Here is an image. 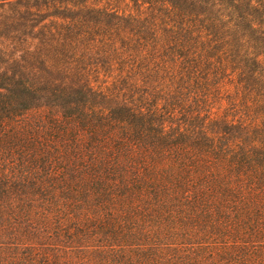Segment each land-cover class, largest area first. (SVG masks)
I'll list each match as a JSON object with an SVG mask.
<instances>
[{"label":"trees","instance_id":"1","mask_svg":"<svg viewBox=\"0 0 264 264\" xmlns=\"http://www.w3.org/2000/svg\"><path fill=\"white\" fill-rule=\"evenodd\" d=\"M45 5L0 60V264H264V0Z\"/></svg>","mask_w":264,"mask_h":264},{"label":"rangeland","instance_id":"2","mask_svg":"<svg viewBox=\"0 0 264 264\" xmlns=\"http://www.w3.org/2000/svg\"><path fill=\"white\" fill-rule=\"evenodd\" d=\"M45 0H26L20 4L15 1H0V60L4 59L2 52L15 54L16 50L25 48L35 42L38 23H49L53 9L45 7ZM38 8H42L38 11ZM50 14V15H49ZM50 16V17H49Z\"/></svg>","mask_w":264,"mask_h":264}]
</instances>
